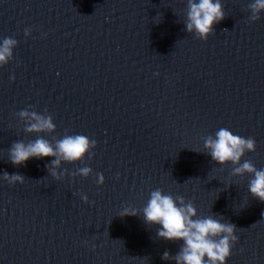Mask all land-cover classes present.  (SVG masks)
<instances>
[{
  "label": "water",
  "instance_id": "obj_1",
  "mask_svg": "<svg viewBox=\"0 0 264 264\" xmlns=\"http://www.w3.org/2000/svg\"><path fill=\"white\" fill-rule=\"evenodd\" d=\"M220 3L205 38L189 0H0V46L16 42L0 64V264H179L185 241L144 217L154 190L235 226L227 264H264V201L235 172L264 170V10ZM34 113L55 127L30 130ZM221 128L255 141L239 163L205 147ZM75 135L92 142L81 159L12 160Z\"/></svg>",
  "mask_w": 264,
  "mask_h": 264
},
{
  "label": "clouds",
  "instance_id": "obj_2",
  "mask_svg": "<svg viewBox=\"0 0 264 264\" xmlns=\"http://www.w3.org/2000/svg\"><path fill=\"white\" fill-rule=\"evenodd\" d=\"M189 6L187 28L205 38L213 31L216 23L224 19L220 0H189ZM253 7L257 11L264 10V0H256ZM15 43L11 38L4 40L0 46V64L7 62ZM23 115L27 116L28 113L25 112ZM33 116L37 123L32 124L30 130L55 127L50 117L44 118L35 113ZM91 144L89 138L84 135L67 136L55 147L44 139H39L28 146L18 143L13 149L12 160L16 164H24L33 157L59 155L65 160L75 161L87 154ZM254 144L253 139L236 135L229 128H221L215 137H209L205 141V147L209 149L211 157L221 164L229 161L239 163L245 150L253 149ZM53 163L58 164L59 160H54ZM82 171L87 174L90 170ZM235 172L253 173L249 190L255 197L264 201V170L256 169L251 162L246 161L237 167ZM12 179L22 180V177L17 175ZM143 213L147 222L162 225L159 232L161 237L185 241L183 251L176 258L179 264H227L232 254L233 242L238 240L234 234V225L223 224L212 217L193 219L197 212L191 204L184 206L182 199L178 204L175 197L165 194L162 190L151 192ZM124 214L137 215L138 212L128 209ZM165 256L167 258L168 254Z\"/></svg>",
  "mask_w": 264,
  "mask_h": 264
}]
</instances>
